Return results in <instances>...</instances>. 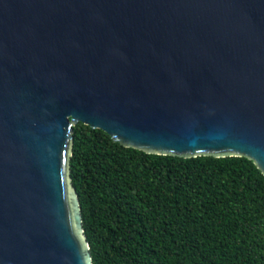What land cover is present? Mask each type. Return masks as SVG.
<instances>
[{
	"label": "water",
	"instance_id": "1",
	"mask_svg": "<svg viewBox=\"0 0 264 264\" xmlns=\"http://www.w3.org/2000/svg\"><path fill=\"white\" fill-rule=\"evenodd\" d=\"M78 123L264 176V0H0V264H92Z\"/></svg>",
	"mask_w": 264,
	"mask_h": 264
},
{
	"label": "trees",
	"instance_id": "2",
	"mask_svg": "<svg viewBox=\"0 0 264 264\" xmlns=\"http://www.w3.org/2000/svg\"><path fill=\"white\" fill-rule=\"evenodd\" d=\"M69 171L92 264H264V176L246 158L148 155L78 123Z\"/></svg>",
	"mask_w": 264,
	"mask_h": 264
}]
</instances>
